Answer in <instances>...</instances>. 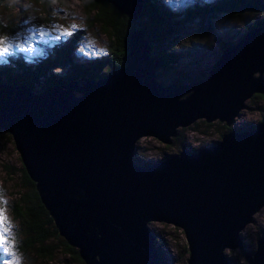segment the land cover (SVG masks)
Segmentation results:
<instances>
[{"label": "water", "instance_id": "95a60500", "mask_svg": "<svg viewBox=\"0 0 264 264\" xmlns=\"http://www.w3.org/2000/svg\"><path fill=\"white\" fill-rule=\"evenodd\" d=\"M104 1L130 18L141 12L142 0ZM143 35L131 32L124 65L97 80L75 77L39 94L0 84V128L83 264H157L150 221L181 228L186 264H230L223 250L243 247L239 233L264 207V115L143 167L134 144L141 136L169 144L199 118L229 126L245 99L264 92V22L187 83L155 79L160 63ZM245 259L264 264V233Z\"/></svg>", "mask_w": 264, "mask_h": 264}, {"label": "rangeland", "instance_id": "374dc122", "mask_svg": "<svg viewBox=\"0 0 264 264\" xmlns=\"http://www.w3.org/2000/svg\"><path fill=\"white\" fill-rule=\"evenodd\" d=\"M159 1L169 11L184 16L189 9L198 8L197 4L212 3L216 0ZM189 19L191 20H188L181 30L167 35L169 46L156 47L169 51L176 59L169 69L158 68L155 71V78L164 85L180 76L184 78V83H187V76L205 73L220 55L221 49L217 40L238 42L254 26V21L264 20V11L247 12L236 18L228 14L214 13L202 20L194 14ZM70 25L76 26L72 30L73 33L82 31L79 45L71 51L77 64L93 66L96 59L101 60L109 56L112 42L102 33L100 25L94 19L85 17L81 0H5L0 5V36H7L13 44H20V48L14 47L12 52L19 53L27 63L34 57L46 55L52 46L67 42L69 36L57 40L59 33L55 29L61 26L68 28ZM202 25L210 26L208 33L201 31ZM37 33L44 35L39 36ZM26 42L34 46L33 51L27 50ZM153 49L154 46H150V50ZM2 57L0 56V59ZM108 70V64L103 62L93 72L101 75L107 74ZM52 72L67 76L71 71L68 68H57ZM262 76L264 79V72ZM43 88L42 85L37 86L32 92L39 94ZM263 109L264 100L253 94L244 100L243 107L239 109L238 115L232 118V124L229 126L218 122L217 119L206 123L199 118L186 127H178L177 135L171 138L169 144L161 143L152 136H141L134 144L133 161L143 167L152 161L178 153L182 148L197 150L205 147L219 140L225 132L252 127L261 120ZM55 126L59 128L60 124ZM29 188L24 181L23 166L11 136L0 128V207H3V214L11 225L9 235L12 250L19 257V264H79L63 250L60 238L51 234L42 242L47 245L45 255H39L34 250L35 244L30 247L24 244L25 227L16 213V203ZM147 227L154 236V245L161 250L163 264H186L188 253L181 228L158 221H150ZM263 233L264 207H261L239 233L243 247L223 250L228 262L247 264L245 254H251L255 250L256 239ZM0 260H4V257L0 256Z\"/></svg>", "mask_w": 264, "mask_h": 264}, {"label": "trees", "instance_id": "16d2710c", "mask_svg": "<svg viewBox=\"0 0 264 264\" xmlns=\"http://www.w3.org/2000/svg\"><path fill=\"white\" fill-rule=\"evenodd\" d=\"M4 1L0 0V5ZM81 5L85 17L94 19L100 25L102 33L110 38L112 46L109 56L101 60L96 59L93 62L95 64L93 66L77 64L72 58L71 51L75 46L79 45L78 42L82 36V31H76L69 36L67 42L52 46L46 55L34 57L29 63L23 61L21 55L16 52L3 56L0 59V80H2L0 84L24 86L32 92L37 86L63 85L75 77H86L90 80H97L106 75L105 73L98 75L93 72L103 62H106L109 66L108 73L124 65L128 51L129 34L140 28H144L143 37L149 43V56L159 61V68L169 69L171 63H174L176 60L175 55L165 49H156V47H161V45L169 46L166 41L167 35L173 31L181 30L194 14H197L200 20H202L207 19L214 13L228 14L236 18L243 13L264 11V0H216L212 3L197 4L198 8L189 9L186 15L179 16L169 11L159 0H142L139 16L130 18L118 13L104 0H81ZM263 22L264 20L254 21L252 28L261 26ZM200 27L204 33H208L210 30V26L202 25ZM217 43L219 48L222 49V47L234 44L235 42L217 40ZM150 46H154L152 51L150 50ZM57 68H68L71 72L67 76H61L52 72ZM205 73L191 77L187 76V79L202 78ZM155 79L157 80V78ZM174 80L171 82L184 83L185 81L181 76L176 77ZM158 82L161 83L160 81ZM161 84L164 85L163 83ZM256 96L264 100V92L256 94ZM23 178L30 188L28 192L20 196L19 202L16 203V213L21 217L25 227L26 236L23 241L24 244L28 247L35 244L34 250L39 255H45L47 245H43L42 242L51 234L54 237L60 238L64 251L70 254L79 264H83L78 257L76 249L67 245L57 235L50 217L39 201L33 182L28 178L24 169ZM155 249L157 262L163 264L161 250L156 246Z\"/></svg>", "mask_w": 264, "mask_h": 264}, {"label": "snow or ice", "instance_id": "6c2138e0", "mask_svg": "<svg viewBox=\"0 0 264 264\" xmlns=\"http://www.w3.org/2000/svg\"><path fill=\"white\" fill-rule=\"evenodd\" d=\"M75 25H70L68 28H60L55 29L56 32L59 33L57 36V40L61 37L70 36L73 34V29ZM39 36H43L44 33H37ZM20 48V44H13L10 41V38L7 36H0V56H4L12 52L13 48ZM26 47L28 51H33L34 46L31 44H27ZM2 203V202H0ZM4 209L0 207V256L4 257V260H0V264H19V257L12 250L13 245L11 242V237L9 235V228L11 225L7 222L6 216H4ZM5 254H7L5 256Z\"/></svg>", "mask_w": 264, "mask_h": 264}, {"label": "bare ground", "instance_id": "6f19581e", "mask_svg": "<svg viewBox=\"0 0 264 264\" xmlns=\"http://www.w3.org/2000/svg\"><path fill=\"white\" fill-rule=\"evenodd\" d=\"M59 106H62L61 107V110L60 111H62L63 110V108H64V106H63V104H61V105H59ZM238 112H239V110L237 111V113L235 114V116H234V118L238 115ZM212 122V121H211ZM218 122H220V121H218ZM209 123V122H208ZM232 124V122L230 123V125ZM228 128V127H227Z\"/></svg>", "mask_w": 264, "mask_h": 264}]
</instances>
